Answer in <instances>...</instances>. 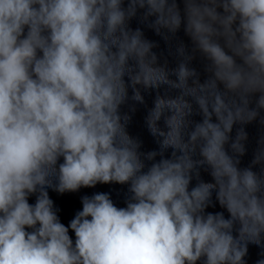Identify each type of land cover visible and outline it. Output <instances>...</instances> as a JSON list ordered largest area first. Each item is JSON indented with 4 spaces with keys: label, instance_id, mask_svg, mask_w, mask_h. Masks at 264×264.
Here are the masks:
<instances>
[{
    "label": "clouds",
    "instance_id": "1",
    "mask_svg": "<svg viewBox=\"0 0 264 264\" xmlns=\"http://www.w3.org/2000/svg\"><path fill=\"white\" fill-rule=\"evenodd\" d=\"M97 184L126 206L84 195L62 223L49 189ZM250 245L264 264V0H0V264H247Z\"/></svg>",
    "mask_w": 264,
    "mask_h": 264
}]
</instances>
